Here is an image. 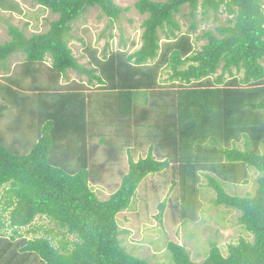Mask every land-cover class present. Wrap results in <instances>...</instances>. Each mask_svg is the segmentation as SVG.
I'll use <instances>...</instances> for the list:
<instances>
[{
  "label": "trees",
  "instance_id": "16d2710c",
  "mask_svg": "<svg viewBox=\"0 0 264 264\" xmlns=\"http://www.w3.org/2000/svg\"><path fill=\"white\" fill-rule=\"evenodd\" d=\"M33 2L56 16L48 29L28 36L9 24L10 40L0 42V229L12 230L0 232V264H153L123 246L120 237L130 232L120 230L118 216L149 176L169 171L170 209L183 225L200 224L204 177L213 205L238 212L251 236L227 252L211 242L200 263L170 241L173 264H264V0H139L141 46L134 50L137 42L128 46L121 36L122 50L106 48L101 57L79 39L85 66L70 46L73 24L99 9L112 29L130 8L114 0ZM185 7L187 32L177 19ZM19 8L0 0V15L22 14ZM211 18L222 23L196 35L199 20ZM16 56L21 62L9 65ZM92 88L102 92L93 96L103 98L99 113L109 118L94 143ZM144 147L147 157L136 162ZM123 152L128 170L101 200L97 188ZM252 169L259 174L253 194L227 191L248 185Z\"/></svg>",
  "mask_w": 264,
  "mask_h": 264
},
{
  "label": "rangeland",
  "instance_id": "374dc122",
  "mask_svg": "<svg viewBox=\"0 0 264 264\" xmlns=\"http://www.w3.org/2000/svg\"><path fill=\"white\" fill-rule=\"evenodd\" d=\"M18 6L22 14L18 13H1L3 20H0V42L4 43L10 40L8 36V25L12 24L21 29H25L26 34L43 33L49 27V21L56 19L51 13L39 6L33 0H13ZM115 3L122 8H130L128 12H124L119 21L116 22L112 29L108 27V19L101 17L99 9H91L83 19L73 24V36L71 48L74 55L79 60L81 65L86 64L87 58H82L84 55L83 43L95 46L103 57L104 49L108 48L112 51L122 50L121 36L124 37L128 46H131L132 41L137 42L134 50H137L142 42L140 41L143 33L142 24L146 19L141 16L134 5L139 0H114ZM165 1V0H155ZM190 9L185 7L181 15L177 17L181 24L183 32H187L189 23ZM225 15L222 20L226 19ZM222 22H215L212 18L207 21L199 20V27L196 35H201L203 32L212 29ZM113 35L112 39L110 36ZM195 35V36H196ZM194 36V37H195ZM83 40V43L79 41ZM205 41L196 42L197 49H201ZM109 45V46H107ZM107 49V50H108ZM108 54V53H107ZM22 58L16 56L10 60L9 65L15 66L21 62ZM3 73L0 70V74ZM222 72L219 71L218 74ZM242 77V75H240ZM71 80H78V76L74 72L69 73ZM229 76L226 74L225 78ZM162 79H166L163 74ZM86 81V79H85ZM66 80H64V83ZM241 147V145H240ZM148 148L144 147L137 151L134 155V160L137 162L140 158H146L148 155ZM264 150V149H263ZM262 150V151H263ZM120 161L116 164L112 163L108 166V172L104 176V183L97 188L98 195L101 200L109 198V196L116 190L121 183L122 175L128 170V156L126 152L120 154ZM102 157V154L99 155ZM105 161V159H101ZM259 174L252 169L250 172L251 182L238 186L237 188H227V191L232 194L246 195L253 194L257 187L256 180ZM171 172L167 174H157L149 176L138 190L131 208L119 214L118 223L120 230H128V236H121L123 246L129 253L140 257L141 259L149 260L153 264H173L170 260V254L167 250L168 242L172 241L179 245L185 246L187 251L195 262H202L206 253L209 250L211 242L218 243L224 252H227V245L230 243H237L240 237L251 239V236L241 229L238 224L240 214L236 211L229 212L223 207H215L213 200L215 192L207 186V181L202 177L201 181V198L204 209L201 212L200 224L188 223L183 225L181 221L174 215L170 209L172 201L176 195L171 191ZM166 204L163 218L159 221L160 205ZM224 216V217H221ZM217 218L222 221L221 224H215ZM38 225H43L46 229H55L54 224L49 222L38 221ZM36 224V225H37ZM43 228V229H44ZM27 230V229H26ZM7 232L9 235L12 230L0 229V232ZM25 234V231L22 232ZM21 234V235H22ZM39 235H43V231L39 230ZM72 241L73 237L70 236Z\"/></svg>",
  "mask_w": 264,
  "mask_h": 264
},
{
  "label": "crops",
  "instance_id": "0c3cea01",
  "mask_svg": "<svg viewBox=\"0 0 264 264\" xmlns=\"http://www.w3.org/2000/svg\"><path fill=\"white\" fill-rule=\"evenodd\" d=\"M92 89H93L92 90V96H91L89 110H88L91 118H88V119L91 122H95V126L96 127L98 126L97 127L98 129L95 128L96 129V134L93 135V133H92V137H93L92 143H94V142H98L100 140V133H101V131L102 132H105L104 131L105 126H106L105 124L108 125L109 118H107V116H103V115H101V113H99V111L101 110V108H102V106L104 104L103 98L101 96H95V97L93 96V94L99 95L102 92L101 91H98V90H95V88H92ZM105 105H106V103H105ZM139 105H141V103H139ZM76 126L78 127L77 123H76ZM79 129H81V131L82 130L85 131V122L82 125V127L79 128Z\"/></svg>",
  "mask_w": 264,
  "mask_h": 264
},
{
  "label": "clouds",
  "instance_id": "9594fccd",
  "mask_svg": "<svg viewBox=\"0 0 264 264\" xmlns=\"http://www.w3.org/2000/svg\"><path fill=\"white\" fill-rule=\"evenodd\" d=\"M228 75V74H227ZM166 78H167V76H166Z\"/></svg>",
  "mask_w": 264,
  "mask_h": 264
}]
</instances>
